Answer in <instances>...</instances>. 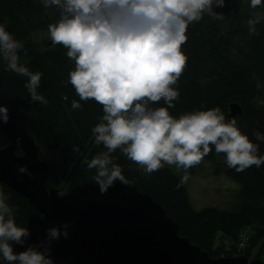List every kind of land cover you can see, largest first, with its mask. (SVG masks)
I'll use <instances>...</instances> for the list:
<instances>
[{
	"label": "trees",
	"instance_id": "trees-1",
	"mask_svg": "<svg viewBox=\"0 0 264 264\" xmlns=\"http://www.w3.org/2000/svg\"><path fill=\"white\" fill-rule=\"evenodd\" d=\"M249 3L250 0H226L225 7L214 9L224 14L223 20L205 15L200 22L189 25L188 39L182 46L188 60L178 81L180 97L169 111L178 118L185 112L219 106L227 117L229 104L238 102L242 108L235 116L238 125L250 140L259 143V154L264 155V142L256 141L254 136L256 132L264 134V105L256 101L257 97L264 99V87H256L257 80L264 84V23L257 25L259 35H250L246 26L249 18L264 14V8L252 9ZM58 19L59 10L55 6L44 7L42 0H0V23L6 22L14 38L24 42V48L18 51L20 63L32 72L43 73L38 92L47 104L31 101L24 87L28 78L6 71V61L0 56V105L7 106L9 119L33 137L42 160L43 152L57 151V159L49 161L55 172L45 187L57 188L61 200L79 211L88 197L142 205L212 258L239 254L247 258L254 249V259H264V165L238 173L228 168L225 154H217L213 148L204 159L213 162L215 172L238 183L236 202L229 210H195L185 185L177 188L181 179L175 172L164 167L151 175L144 174L140 166L117 149L112 156L122 166L129 185L116 181L106 193L100 192L94 181L95 169H88L87 163L106 150L95 143L92 132L101 122L103 107L94 100L80 101L74 87L66 83L69 71L74 70V62L66 56L67 49L53 46L51 40L37 39L40 33L49 36L48 25ZM73 100L80 102V109H72ZM154 106H164V101ZM7 143L0 133V147ZM188 172H193V168ZM0 189L8 195L10 205L19 207L17 223L31 232L23 246L14 245V251L45 241L47 229L55 225L2 182ZM246 227L250 233L244 249L235 252L233 246L225 250L224 242L237 245L236 237ZM50 254L56 264H95L63 235L52 241Z\"/></svg>",
	"mask_w": 264,
	"mask_h": 264
},
{
	"label": "clouds",
	"instance_id": "clouds-1",
	"mask_svg": "<svg viewBox=\"0 0 264 264\" xmlns=\"http://www.w3.org/2000/svg\"><path fill=\"white\" fill-rule=\"evenodd\" d=\"M44 7L59 10L57 22L48 25L52 45H62L74 62L66 83L71 84L80 101L94 100L103 107L101 122L93 127L95 143L105 151L90 159L88 169H95L94 181L106 193L116 181L129 185L121 165L112 154L119 149L130 161L151 175L175 165L183 169L181 185L189 179L188 170L199 165L213 148L224 153L228 168L236 172L264 165L259 143L249 139L235 116L226 117L219 107L185 112L178 118L170 113L180 97L178 81L187 65L182 51L189 25L205 15L223 20L214 9L225 7L226 0H42ZM249 7L264 8V0H250ZM264 14L246 21L250 35H259L257 25ZM24 42L14 38L7 24L0 23V56L5 70L27 77L24 87L32 102L47 104L38 92L42 72H32L20 63L18 51ZM255 79L256 74H252ZM257 89L264 87L257 80ZM161 100L164 106L155 107ZM264 105V99L257 97ZM73 110L81 108L73 100ZM9 109L0 105V121L7 123ZM258 142L264 134L254 133ZM78 151L77 148L73 149ZM26 172V166L19 168ZM0 189V258L3 264H56L51 243L61 235L67 238L68 224L47 229L45 241L23 246L31 236L28 227L18 224V206Z\"/></svg>",
	"mask_w": 264,
	"mask_h": 264
},
{
	"label": "water",
	"instance_id": "water-1",
	"mask_svg": "<svg viewBox=\"0 0 264 264\" xmlns=\"http://www.w3.org/2000/svg\"><path fill=\"white\" fill-rule=\"evenodd\" d=\"M228 109V118L242 112L235 101ZM0 133L8 140L0 147V182L55 226L68 224L67 237L95 264H264L243 255L212 258L142 205L89 197L82 211L74 209L61 200L57 188L45 187L55 169L39 157L33 137L10 119L0 121Z\"/></svg>",
	"mask_w": 264,
	"mask_h": 264
},
{
	"label": "rangeland",
	"instance_id": "rangeland-1",
	"mask_svg": "<svg viewBox=\"0 0 264 264\" xmlns=\"http://www.w3.org/2000/svg\"><path fill=\"white\" fill-rule=\"evenodd\" d=\"M37 39L39 41L50 40V37L45 33H40ZM42 157L44 161L49 163V161L57 159V151H45L42 153ZM165 167L175 172L180 179L185 174L183 169H177L175 165H165ZM184 185L190 204L195 210H201L205 207L232 209L239 189L237 182L229 179L221 172H215L213 162L207 159H203L199 165L193 167V172L189 173V179ZM255 254L256 250L253 249V252H249L247 259H254ZM0 261L3 262L2 258Z\"/></svg>",
	"mask_w": 264,
	"mask_h": 264
},
{
	"label": "built area",
	"instance_id": "built-area-1",
	"mask_svg": "<svg viewBox=\"0 0 264 264\" xmlns=\"http://www.w3.org/2000/svg\"><path fill=\"white\" fill-rule=\"evenodd\" d=\"M249 229H250L249 227H246V228L242 229L238 233V235L236 237L237 245L234 243V244H231V246H228V245H230V243L227 241V243L224 242L225 243V246L223 248H225V250L228 251V250L232 249V247L234 246L235 252H241L244 249L247 241L249 240V233H250V230ZM251 251L253 252V249H251Z\"/></svg>",
	"mask_w": 264,
	"mask_h": 264
}]
</instances>
